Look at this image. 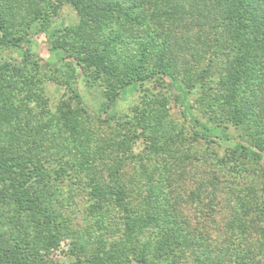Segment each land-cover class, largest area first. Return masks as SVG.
I'll return each instance as SVG.
<instances>
[{
    "label": "rangeland",
    "instance_id": "rangeland-1",
    "mask_svg": "<svg viewBox=\"0 0 264 264\" xmlns=\"http://www.w3.org/2000/svg\"><path fill=\"white\" fill-rule=\"evenodd\" d=\"M184 4L194 26L163 28L174 36L169 53L158 40L146 69L158 62L170 75L120 90L105 66L128 70L154 39L152 28H121L128 21L109 13V27L95 31L99 47L106 38L113 51L82 69L74 58L83 48L82 17L73 0H0V25L16 37L30 33L23 50L0 38V160L37 170L26 186L44 211L22 212L0 187V247H20L31 264H169L150 245V230L132 237L121 210L143 221L148 208L175 204L213 238L214 220L235 202L264 199L262 162L237 153L239 133L253 132L231 125L222 97L236 50L222 45L228 35L210 16L213 0ZM43 17L51 28L40 31ZM58 31L61 47L50 42H60L51 37ZM98 184L122 193L119 208L96 204Z\"/></svg>",
    "mask_w": 264,
    "mask_h": 264
},
{
    "label": "trees",
    "instance_id": "trees-1",
    "mask_svg": "<svg viewBox=\"0 0 264 264\" xmlns=\"http://www.w3.org/2000/svg\"><path fill=\"white\" fill-rule=\"evenodd\" d=\"M73 3L80 9L82 17L83 27L80 28L79 36L83 48L76 51L74 57L79 60L78 65L82 69H85L90 59L96 60L100 52L105 54L113 51V44L106 42L109 41L106 38L101 40L105 42L104 47H99L100 39L95 31V28L109 27V13L128 21L121 28L153 29L151 34L154 39L139 47L141 58L128 70L123 73L117 64L105 66V76L114 77L120 90L143 85L152 76H161L159 81H163V76L170 75V71L158 62L152 66V72L146 71L155 57V43H160V40L163 45L161 53L168 54L170 39L174 36L169 32L167 34L163 28L194 26L188 20L191 17V5L185 6V0H73ZM213 3L214 10L210 16L216 18L217 28H225L228 35L222 45L236 50L234 58L229 61L225 89L222 91V97L232 111L229 121L234 127L253 132L252 136L251 132L239 133L236 138L237 153L239 157L261 161L264 170V0H213ZM40 23V31L51 28L50 21L44 17ZM85 28H93L94 31L87 34ZM58 33L54 32L51 37L59 38ZM29 35L27 32L20 37L13 36L0 25V38L20 50L24 49V43L29 42ZM131 35L136 36L137 33L132 32ZM176 35H179L178 31ZM114 39L118 40L119 36H114ZM50 42L56 47L62 45L61 41L55 43L51 39ZM236 43L237 47L234 46ZM169 51L173 52L171 48ZM103 69L97 66L96 71L101 75ZM180 98L176 96L177 100ZM193 122L198 123L196 119ZM202 135L208 136L204 133ZM26 170L22 165L13 166L0 160V187L12 191L22 212L41 216L44 211L34 203L30 189L26 186L28 179L37 178V170L29 171L28 174ZM93 191V199L100 207L110 203L118 205L117 208L121 206L117 204V196L122 197V193L107 192L99 184L94 186ZM245 198L240 205L235 202L228 216L221 217L219 221L214 220L216 235L213 238L203 229L193 227L186 221L181 209L175 204L148 208L143 221L130 218L126 209L121 211L132 237L137 239L150 230V245L157 249L155 253L159 254V258L169 264H182L186 260H191L192 264H264V199L249 204L244 201ZM215 208L209 207L210 210ZM0 260L4 264H31L30 255L23 253L20 247H0Z\"/></svg>",
    "mask_w": 264,
    "mask_h": 264
}]
</instances>
